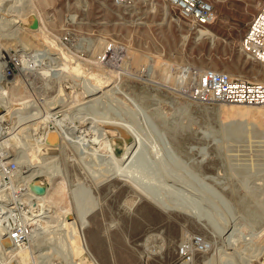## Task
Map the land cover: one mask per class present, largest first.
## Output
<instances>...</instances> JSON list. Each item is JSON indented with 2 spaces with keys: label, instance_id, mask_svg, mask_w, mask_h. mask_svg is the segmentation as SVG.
<instances>
[{
  "label": "rangeland",
  "instance_id": "1",
  "mask_svg": "<svg viewBox=\"0 0 264 264\" xmlns=\"http://www.w3.org/2000/svg\"><path fill=\"white\" fill-rule=\"evenodd\" d=\"M99 2L0 0V76L6 77L2 85L14 105L45 102L59 96L60 87L69 102L82 98L85 76L78 81L71 73L66 79L53 76L61 61L43 57L49 43L73 59L71 65L82 63L85 73L111 76L106 90L114 93L91 111L96 143L87 154L81 155L75 143L60 149L63 142L43 152V158L56 160L57 207H68L63 222L70 229L50 228L57 232L27 249L25 264H75L79 237L95 264H180L181 246L191 251L194 236H201L209 250L194 254L192 264H264V109L198 103L176 78L178 69L187 66L262 80V65L240 51L259 0L219 2L206 28L210 35L202 38L199 29L162 3L136 0L132 8L117 12ZM30 14L41 22L38 32L4 25V19L21 22ZM63 37L69 41L62 44ZM109 42L122 51L105 63L101 52ZM21 75L27 84H10ZM30 105L35 109L38 104ZM62 117L57 114L55 120ZM102 129L118 133L109 138L117 157L109 140L103 141ZM123 133L140 147L125 173L115 163L126 143ZM11 145L21 151L20 142ZM41 150L29 147L27 155L38 163ZM38 180L52 189L46 177ZM49 251L59 255L49 261ZM12 255L0 249V264L15 260ZM84 256L80 260L90 264Z\"/></svg>",
  "mask_w": 264,
  "mask_h": 264
},
{
  "label": "bare ground",
  "instance_id": "2",
  "mask_svg": "<svg viewBox=\"0 0 264 264\" xmlns=\"http://www.w3.org/2000/svg\"><path fill=\"white\" fill-rule=\"evenodd\" d=\"M219 2L225 3L226 0H219L218 3ZM17 8L19 7H16L14 10H17ZM17 12L19 13V11ZM5 14L6 13H4V16L8 17V15H5ZM20 15H22V13ZM17 19H19V17H17ZM3 22H4V25L5 24L12 25V26L13 25H21V26L24 25L26 26V28H29L30 29L29 31L32 33L38 32L40 30V24H41L39 18L35 14L28 15L25 18V20H22L21 22L16 21L14 19H11L9 21H5L4 19ZM34 25L37 26L36 29L32 28ZM206 28L207 27L197 30L199 31V35L201 38L210 35L209 31L206 30ZM27 30L24 29V31H27ZM13 34L14 33H12V35ZM8 36L6 38H8ZM49 44L51 47L49 48V51H46L47 52L46 54H43V57H45L46 60H50V59L53 60V59H56V56H57L59 57L61 61L60 65L56 66V67H61V68H59L58 70L53 68L52 70L53 76L57 74V76L59 77L62 76L64 79H66L68 78V74L69 75L72 74L73 76L72 78L78 81L79 77L84 78L83 77L84 75L85 78L81 80V84H83L84 91H83L82 98L77 102H71V101L69 102L64 89L60 87L59 96H56L55 98H52L50 100H46L45 98L46 101L43 100L45 102H40V100L36 102H32V101L30 102L29 100H26L17 105H14L12 101L10 100V97L8 96V89L6 90V88H4L2 85V83L4 84V82L6 81V77L2 78V74L0 76L1 77L0 78V111L6 112L5 115H0L1 125L5 126V128L2 127L3 132L0 131V134L3 133L2 135H0V148H3V147L10 148L12 146L11 142L15 140L20 142L22 146L19 147L20 148L19 150L21 151L20 152L18 151L17 153H19L21 156L13 157L12 160L19 161L20 159H22V161L26 163L25 167H21L20 173L17 175L15 179L17 182L16 185H12L10 186V188L7 189V187H5L2 182L0 184V204H1L0 206V249L5 250L6 252L10 254H13L12 256L16 258L15 260L9 261L7 264H25V259L27 257L26 255L28 252L27 249L33 248V246L35 245L34 243L41 242L42 237L51 231L50 228L59 227L60 230L58 231H61V230L66 229V227L69 226V225L67 226V223L63 222L64 220L63 217L64 216L66 217L70 212L69 210L66 209L68 207L66 208L57 207L59 204V200L57 199V197H60L59 195L61 192L59 188L56 189V187H58L57 181L60 178V175H59L60 173L58 174V172L53 167L56 160L48 161L46 158H43L44 156L43 152L46 153V151H49V149H53V147H56V146L58 147V145H60V143L63 142L61 146H59L60 149L64 148L65 143H70V144L75 143L74 147H76L77 151H79L81 155L87 154L88 151L92 149L93 145L96 143L92 139V131H94L92 130L93 125L89 123V122L92 123L91 111L93 108H96L97 105H99L100 102L103 101V99L114 94L113 90H106L107 87L110 86L111 76L104 78L102 77V75H99V74L85 73V67L82 65V63H78L77 61L74 65H71L70 63L73 59H71L66 53H64L56 45L51 44V43ZM118 52L116 50V53H115L116 56L118 55ZM111 56H110V59L107 61V63H109L113 59ZM41 58L42 57H40V59ZM16 62L17 64L15 62H12L11 64L13 65L15 63L14 64L15 69H17L20 63L19 61H16ZM153 63L154 61L152 59V69L154 67ZM40 72L41 71L36 72V73H40ZM26 75L27 73L25 74V76ZM34 75L32 77H34ZM20 77H21L20 78L21 80L15 79V81L11 82L10 84L14 85L16 83V86H19L18 83L20 81L24 82L25 84L28 83L27 78L22 79V77H24L23 75H21ZM33 84H34V81H33ZM102 96L103 97L105 96V97L102 98ZM30 103H33V104L37 103L39 106L37 105L36 108L33 109V105L31 106ZM73 103H77V104L75 106H70ZM231 106L248 107V106H241V105H231ZM15 107H21V110L17 109L13 111V108ZM18 111H20V113H18ZM61 113H63L62 119L55 120V116ZM105 128H111V127L105 126ZM53 129H57V130H53ZM111 129H116V128H111ZM102 132L103 133L101 137H104L103 141L105 139L109 140L108 144L111 147V150L110 149L109 150L113 154L112 157L113 158L117 157L115 154V150L109 139L110 136H115L117 132H110L108 130H103ZM120 137L126 143L124 144V147H123V153L121 154L119 159L117 160L115 159V163L117 164L119 169L125 173L126 170L128 169L130 170V167L133 164V160L137 157V155L140 152V147H138L136 143H133L128 133H123L121 134ZM32 141H35L33 143H36L37 147L42 148L39 154L41 158L39 157V161H37L38 163H35L34 161H32L33 158L27 155L29 154V152L27 151L29 147H31V149H33L34 147L36 148L35 144L31 145ZM131 156L132 158L130 159V163H128L127 166L123 168L125 162ZM10 157H11L10 155L7 156L6 160L3 161V164L7 163L10 160ZM24 169L26 170L24 171ZM122 175H125V174L122 173ZM42 177H46L48 179L49 185L52 186L51 190H50V187L46 185L43 181L38 180L39 178H42ZM1 180H2V175H0V181ZM30 183H35L37 187L43 188L45 190V194L42 196H37L33 194L32 192L28 193L25 191L22 192V191L17 190V187H16L17 185L21 184L22 186L28 187ZM10 205H14V207H17L18 209L21 208L20 205L24 207L27 206L28 208H23V210L29 209V208L31 210L35 209L34 211L36 212V215H39L40 226H41V229L43 230L39 232L40 235L36 239H29L32 245L31 247H27L26 249L22 247L17 248L10 244V240L8 238V225H7V222L9 219V212L13 211L11 210ZM68 218H69V215H68ZM68 229L70 228L68 227ZM54 232L56 233L57 230L55 229L54 231L50 233H54ZM76 232L78 231L76 230ZM79 240H80V237H79ZM79 240L76 241L77 251L75 255L76 256L75 264H84L85 262L83 263L80 260L81 257H83L84 255L90 259V264H95L94 259L91 256L90 252L88 251L87 247L85 246L83 241H79ZM229 245H232V244H229ZM207 247L209 250V246ZM58 249L60 248L58 247ZM45 255H47V259L49 260V259H52L58 256L59 253L57 251L56 252L49 251V252H46ZM52 260H49V261H52Z\"/></svg>",
  "mask_w": 264,
  "mask_h": 264
},
{
  "label": "built area",
  "instance_id": "3",
  "mask_svg": "<svg viewBox=\"0 0 264 264\" xmlns=\"http://www.w3.org/2000/svg\"><path fill=\"white\" fill-rule=\"evenodd\" d=\"M101 3H108L112 9L120 12L123 9H130L135 5L136 0H99ZM219 0H145L149 4L154 2L162 3L174 10L180 20L188 23L194 29L209 27L215 20V7ZM236 2L238 0H226ZM99 2V3H100ZM67 37L62 38V44L67 43ZM118 48L114 42L107 43L101 52L102 61L107 63L110 56L116 53ZM240 51L251 61L262 65L264 68V0H259L258 10L252 17L247 29L240 41ZM119 53V54H120ZM177 83L179 86L186 85L188 97L202 104H230L241 106H259L264 109V77L260 81H249L240 77H231L222 71L212 69H199L195 67H180L177 72ZM3 115V114H0ZM0 121V131L3 132ZM6 130V129H4ZM1 133L0 135H2ZM16 149L10 147L0 148V175L5 187L10 188L16 185V177L21 167L26 163L20 159L12 160L13 157H20ZM19 154V155H18ZM10 160L3 164L7 156ZM21 161V162H20ZM18 191L30 193L29 186L17 185ZM20 209L10 205L12 212H9L10 222L8 223V238L14 247H31L29 239H36L41 229L39 215L35 209L31 210L20 205ZM40 228V229H39ZM191 251H187L184 245L181 246V263L192 264L194 254H204L208 250V243L201 236H194L189 241Z\"/></svg>",
  "mask_w": 264,
  "mask_h": 264
},
{
  "label": "water",
  "instance_id": "4",
  "mask_svg": "<svg viewBox=\"0 0 264 264\" xmlns=\"http://www.w3.org/2000/svg\"><path fill=\"white\" fill-rule=\"evenodd\" d=\"M32 28H33V29H36L37 26L34 25ZM29 190H30V192H32L33 194H35V195H37V196H42V195L45 194V190H44L43 188H39V187H37V186L35 185V183H30V184H29Z\"/></svg>",
  "mask_w": 264,
  "mask_h": 264
}]
</instances>
